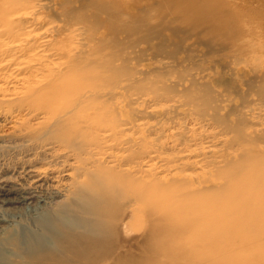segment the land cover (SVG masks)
I'll list each match as a JSON object with an SVG mask.
<instances>
[{
    "label": "rangeland",
    "instance_id": "rangeland-1",
    "mask_svg": "<svg viewBox=\"0 0 264 264\" xmlns=\"http://www.w3.org/2000/svg\"><path fill=\"white\" fill-rule=\"evenodd\" d=\"M3 10L8 12L4 23L0 22V192L7 190L9 196L7 200L0 197V264H39L24 255L27 242L44 236L42 219L50 213L57 217L58 209L67 200L65 175L72 172L76 162L67 158L68 165H62V160L31 163V157L39 153L31 151V133L47 126L49 117L71 105L74 91L70 79L74 74L84 76V83H79L83 91L97 88L98 95L105 97L102 102H119L124 105L121 112H131L152 127L151 132H145L142 149L133 147L124 152L132 165L152 157L145 166L148 189L157 179L164 178L163 181L173 175L166 171L174 163L170 165L164 157L182 154L183 150L215 148L219 154L204 160L209 166L205 168L207 174L210 171L212 175L218 166L227 164L230 154L240 152V144L228 141L232 135L224 129L213 127L215 135L204 139L207 133L198 128L208 121L202 119L206 116L202 107L189 108L190 100L185 97L181 99L189 107L181 99L172 100L164 87L172 89L173 83L188 76L221 75L218 79L228 86L225 94L239 104L252 97H264V0H0V12ZM27 17L30 18L26 20ZM235 28L250 34L248 41L259 38L263 43L255 41L251 53H244L230 45L234 40L229 32ZM41 35L48 36L42 39ZM63 85L66 87L61 88ZM153 88L157 92H148ZM201 88L207 92L206 86ZM57 92L62 101L49 103L48 114L42 97ZM139 95L149 100L159 96L160 106L166 105L167 97L163 96H168L170 111L151 114L147 107L133 101ZM218 107L229 109L233 105L224 103ZM91 115L79 113L69 120L71 127L82 128L89 142L93 134L108 136L109 123L88 122ZM255 116L264 124V114ZM66 117L69 116H63V120ZM252 117L248 112L240 114L238 126L247 128ZM53 124L54 121L50 125ZM160 131L168 133L171 141L181 132L183 145L173 149L164 146L158 137ZM47 150L48 154L52 152ZM112 152L118 154L116 150ZM155 163L156 169L161 166L158 172L153 170ZM195 167L185 172L201 174V169ZM42 170L48 172V177L36 188L39 178L35 176ZM159 206L146 204L139 225L129 208L114 204L97 241L90 246L78 245L72 253L70 248L60 247L61 251L48 242L46 248L58 254L60 264H264V249L259 255H248L246 247L245 251L240 249L245 258L235 256L234 261H224L222 257L223 261H215L217 252L209 249V242L176 239L173 227L167 230L163 223ZM57 219L72 226L61 215ZM230 244L241 246L236 240H230ZM256 259L260 260L256 263Z\"/></svg>",
    "mask_w": 264,
    "mask_h": 264
},
{
    "label": "bare ground",
    "instance_id": "bare-ground-1",
    "mask_svg": "<svg viewBox=\"0 0 264 264\" xmlns=\"http://www.w3.org/2000/svg\"><path fill=\"white\" fill-rule=\"evenodd\" d=\"M8 10L0 12L1 23H4ZM29 18L27 17L26 20ZM262 29L264 32V25ZM50 34L52 33H49V36ZM41 36L44 39L48 35ZM229 36H231V40H234L230 45L247 54L251 53V47L256 46L255 41L263 43L259 38H256L255 41L253 39L248 41L251 35L245 30L237 28L231 29ZM17 44L15 45L16 48L19 47ZM7 50L12 52L10 47ZM15 50L13 49V51ZM229 66L227 64V67ZM50 73L53 74L54 72ZM225 75L226 73L223 74L222 78ZM218 77L221 75L188 76L189 79L186 78L183 81L173 83L172 89L164 88L171 93L172 100L173 97H176V100L185 97V100L187 98L190 100L188 104L191 107L185 104L184 99H181L184 106L192 109L202 107V111L206 114V116H202V119L208 121L203 127L198 128L207 133L204 139L215 135L213 127L219 130L224 129L226 134L232 135L228 141L240 144V152L230 154L232 158H226L227 164L218 166L212 175L210 171L207 174L205 168H209V166L204 163V160L207 156L219 154L215 148L183 150L182 154L176 153L171 158L164 157L163 159L170 161V165L174 163L170 170H167L169 165L166 166L167 169L163 168L167 170L168 175L172 172L173 175L171 174L172 176H168L169 179L165 178L163 181L164 178L157 179L156 177L157 183L155 182L148 189V178L146 179L148 172L145 170V166L151 162L152 157H145L132 165L124 152L131 151L133 147L142 149L145 143V132L147 130L151 132L150 128L152 127L145 123L146 121L137 119L139 117L131 112H121L124 110L123 104L119 102L110 104L109 99L102 102L101 99L105 97L98 95L97 88L92 87L83 91L79 83H84V76L78 78L76 74L72 75L70 82H72L71 87L74 95L71 105L60 114H55L53 117L48 116L47 126H42L31 133V151L37 150L39 152L31 157V163L43 164L47 160L57 163L62 160V165H65L67 158H73L76 162L72 172L65 175L68 178L65 187L67 200L58 209L57 217L52 213L45 215L40 225L44 231V236L28 241L27 251L24 255L30 256L31 261L39 264H53V262L60 264V261L57 260L58 254L49 252L46 243H53L59 249L60 247L68 250L70 248V253L72 250L75 251L78 245L90 246L92 241H97L96 238L101 232V227L104 222L108 221L109 211L114 204H124L125 207L129 208L131 217L136 219L139 225L142 223L146 204H160V215L163 223L167 226V230L173 227L172 235H175L176 239L193 238L206 243L209 242V249L217 252L214 253L217 255L215 259L217 262L223 261L220 259L222 257L224 261H229L228 258L234 261L235 256L245 258L240 251V249L245 251V247L248 250V255L250 253L261 254L264 249L262 247L264 244V124L255 115L264 114V97H252L246 100L244 104H239L235 98L225 94L228 86L224 80H219ZM204 86H206L207 92L202 90L201 87ZM63 87L66 85L61 86V88ZM159 87L158 92H160ZM154 91L157 92L154 88L148 92L153 93ZM170 93L168 94L170 95ZM140 96L133 101L147 107L151 114L161 115L170 111L168 107L170 105H167V102L171 99H167L168 96H163L167 97L164 99L166 105L163 106H160L162 98L159 96L151 100L146 96ZM42 99L47 102L45 107H47L48 114L51 109L49 103L57 100L62 101L58 92L48 94ZM176 100L172 102L176 103ZM224 103L233 105V108L219 109L218 104L223 105ZM88 112L92 113L88 122L92 120L109 122L106 125L108 136L98 137L93 134L92 142H89L82 128L70 126L69 120L73 116ZM247 112L250 115L253 114L252 122L247 124V128H241L238 126V120L242 118L237 119V117ZM148 114L150 115V113ZM63 116L69 117L63 120ZM185 119H189V117H185ZM53 121L55 124L50 125ZM60 121L63 122L60 123ZM256 126L260 130L255 129ZM182 128L180 126L179 131ZM208 128L210 130H206ZM160 132L158 137L164 146L173 149V147H179L180 143L183 145L181 132L177 133L178 137L174 136V141H171L168 133ZM128 133L129 135H127ZM116 137L120 139H116ZM106 141L111 142V144L105 145ZM119 141H121L120 144H118ZM166 147L165 149H168ZM47 149H51L52 152L48 154L50 150ZM114 150L118 154H113L112 151ZM144 151L146 152V150ZM190 159L194 160L193 163L188 162ZM202 159L203 163L201 162ZM66 165H68V160ZM157 166L158 164L155 163L152 167L154 171L157 170L158 172L161 166L156 169ZM195 166L201 169V174L185 172L186 168H196ZM153 172L151 171V174ZM47 177V171L39 172L35 176V178H39L37 180V184H39L36 188L41 187L44 183L43 179ZM8 196L7 190L0 192V197L3 200H7ZM60 215L69 220L72 226L69 227V223L60 222L57 219ZM230 240L239 241L241 248L237 244H230ZM259 260L256 259V263Z\"/></svg>",
    "mask_w": 264,
    "mask_h": 264
}]
</instances>
